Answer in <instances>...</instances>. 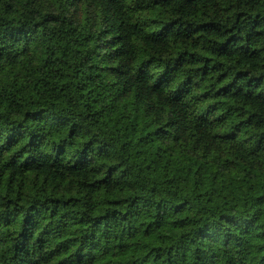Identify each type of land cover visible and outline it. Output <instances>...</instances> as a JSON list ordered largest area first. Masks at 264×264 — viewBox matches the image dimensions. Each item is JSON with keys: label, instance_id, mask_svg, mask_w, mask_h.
<instances>
[{"label": "trees", "instance_id": "obj_1", "mask_svg": "<svg viewBox=\"0 0 264 264\" xmlns=\"http://www.w3.org/2000/svg\"><path fill=\"white\" fill-rule=\"evenodd\" d=\"M0 264H264V0H0Z\"/></svg>", "mask_w": 264, "mask_h": 264}, {"label": "clouds", "instance_id": "obj_2", "mask_svg": "<svg viewBox=\"0 0 264 264\" xmlns=\"http://www.w3.org/2000/svg\"><path fill=\"white\" fill-rule=\"evenodd\" d=\"M33 103H36L38 105L41 104V103L45 104L46 106L48 105V102L46 100H33Z\"/></svg>", "mask_w": 264, "mask_h": 264}]
</instances>
